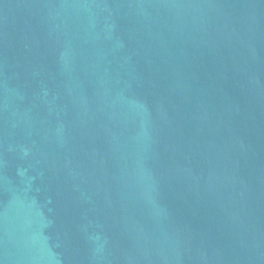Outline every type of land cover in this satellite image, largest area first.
<instances>
[{"label":"water","instance_id":"obj_1","mask_svg":"<svg viewBox=\"0 0 264 264\" xmlns=\"http://www.w3.org/2000/svg\"><path fill=\"white\" fill-rule=\"evenodd\" d=\"M0 264H264V0H0Z\"/></svg>","mask_w":264,"mask_h":264}]
</instances>
